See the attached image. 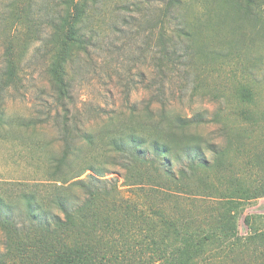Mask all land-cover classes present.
I'll return each instance as SVG.
<instances>
[{
  "label": "rangeland",
  "instance_id": "374dc122",
  "mask_svg": "<svg viewBox=\"0 0 264 264\" xmlns=\"http://www.w3.org/2000/svg\"><path fill=\"white\" fill-rule=\"evenodd\" d=\"M167 3L89 0L84 32L90 43L69 63L71 98L61 101L48 65L53 23L65 0H0V71L11 47L21 77L6 98L0 186L17 192L48 182L50 161L63 150L62 121L98 130L111 115L123 118L148 104L156 113L166 106L201 115L197 128L213 147L209 167L200 172L219 188L231 179L243 187L264 185V0H181L169 9ZM161 19L174 62L159 61ZM18 118L33 124L18 126ZM88 156L119 170L101 151ZM176 195L180 209L203 218L199 196ZM259 213L264 196L244 207V214ZM239 229L249 232L243 217ZM235 258L208 264H264V254L251 251Z\"/></svg>",
  "mask_w": 264,
  "mask_h": 264
},
{
  "label": "trees",
  "instance_id": "16d2710c",
  "mask_svg": "<svg viewBox=\"0 0 264 264\" xmlns=\"http://www.w3.org/2000/svg\"><path fill=\"white\" fill-rule=\"evenodd\" d=\"M180 1L168 0L167 9ZM88 3L65 0L53 23L48 74L61 101L71 98L69 63L90 43L84 32ZM160 21L159 61L174 62ZM5 57L0 138L9 131L7 95L21 82L11 47ZM195 117L166 106L156 113L148 104L123 118L111 115L98 130L62 121L63 150L50 161L48 182L17 192L0 186V264H208L248 251L264 254V214H244L246 204L264 196V185L243 187L231 179L221 189L205 178L200 171L209 167L213 145L197 128L201 115ZM16 124L33 123L18 118ZM94 151L113 158L119 170L91 159ZM181 192L202 199L203 218L177 206ZM242 217L247 235L240 233Z\"/></svg>",
  "mask_w": 264,
  "mask_h": 264
}]
</instances>
